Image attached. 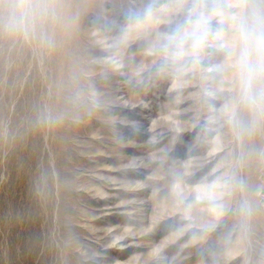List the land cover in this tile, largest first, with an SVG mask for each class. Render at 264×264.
I'll return each mask as SVG.
<instances>
[{"label":"rangeland","instance_id":"obj_1","mask_svg":"<svg viewBox=\"0 0 264 264\" xmlns=\"http://www.w3.org/2000/svg\"><path fill=\"white\" fill-rule=\"evenodd\" d=\"M0 264H264V0H0Z\"/></svg>","mask_w":264,"mask_h":264},{"label":"clouds","instance_id":"obj_2","mask_svg":"<svg viewBox=\"0 0 264 264\" xmlns=\"http://www.w3.org/2000/svg\"><path fill=\"white\" fill-rule=\"evenodd\" d=\"M15 14H18V13H15ZM193 39H194V37H193Z\"/></svg>","mask_w":264,"mask_h":264}]
</instances>
